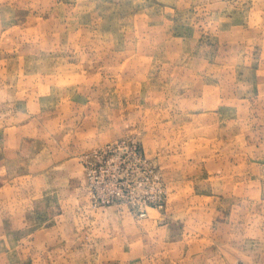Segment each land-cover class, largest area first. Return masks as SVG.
<instances>
[{
	"label": "rangeland",
	"instance_id": "374dc122",
	"mask_svg": "<svg viewBox=\"0 0 264 264\" xmlns=\"http://www.w3.org/2000/svg\"><path fill=\"white\" fill-rule=\"evenodd\" d=\"M126 137L145 218L83 185ZM0 264H264V0H0Z\"/></svg>",
	"mask_w": 264,
	"mask_h": 264
},
{
	"label": "built area",
	"instance_id": "2783aa9c",
	"mask_svg": "<svg viewBox=\"0 0 264 264\" xmlns=\"http://www.w3.org/2000/svg\"><path fill=\"white\" fill-rule=\"evenodd\" d=\"M80 160L93 208L126 207L131 215L145 218L149 209L164 207L163 176L134 137L104 143Z\"/></svg>",
	"mask_w": 264,
	"mask_h": 264
},
{
	"label": "crops",
	"instance_id": "0c3cea01",
	"mask_svg": "<svg viewBox=\"0 0 264 264\" xmlns=\"http://www.w3.org/2000/svg\"><path fill=\"white\" fill-rule=\"evenodd\" d=\"M120 117V116H119ZM115 120V122L116 121H120V119H118V118H115L114 119ZM106 140V138L104 139V141ZM99 145L98 144H95V145H90V147H88V148H86L84 151H82V153L84 154V153H87V152H89V151H91L92 149H94V148H96V147H98ZM81 153V154H82ZM80 154V155H81ZM83 185H84V182H85V184H86V178H85V173L83 174ZM117 209V208H116ZM122 214H124L125 216H130L129 215V213H128V211L127 210H124L123 212H122ZM64 261H66V260H64Z\"/></svg>",
	"mask_w": 264,
	"mask_h": 264
}]
</instances>
